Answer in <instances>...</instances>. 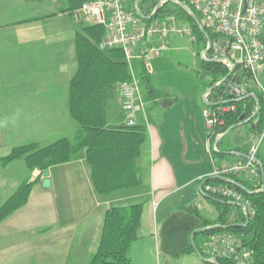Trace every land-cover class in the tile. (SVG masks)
Returning a JSON list of instances; mask_svg holds the SVG:
<instances>
[{
	"label": "crops",
	"instance_id": "1",
	"mask_svg": "<svg viewBox=\"0 0 264 264\" xmlns=\"http://www.w3.org/2000/svg\"><path fill=\"white\" fill-rule=\"evenodd\" d=\"M24 2L0 0V157L22 144L45 146L75 135L68 98L79 67L76 36L83 27L95 25L71 0ZM179 40L171 36L169 46ZM147 67L157 88L163 90L158 97L145 98L142 85L144 112L135 115L147 133L140 158L148 169L147 180L140 186L97 195L82 154L49 167V186H43L39 176L27 202L0 222V264H88L107 208L133 203H141L142 209L139 238L130 250L131 264H205L192 247L191 234L202 228V219L207 221L205 227L211 226L220 209L202 193V186L221 162L245 154L257 132L245 119L227 136L237 149L234 154L215 156L219 137L210 139L201 115L207 103L205 84L196 82L191 85L193 91L172 94L171 85L160 81L164 72L154 76ZM118 84L108 102V123L114 126L123 125L126 116L116 100ZM239 128H243V144L230 136L235 130L238 134ZM32 171L23 160L0 165V203ZM186 205L195 206L197 212L182 209ZM92 214L96 215L93 235L89 231ZM201 239V235L195 238L198 248Z\"/></svg>",
	"mask_w": 264,
	"mask_h": 264
},
{
	"label": "trees",
	"instance_id": "2",
	"mask_svg": "<svg viewBox=\"0 0 264 264\" xmlns=\"http://www.w3.org/2000/svg\"><path fill=\"white\" fill-rule=\"evenodd\" d=\"M76 1L75 7L81 6V0ZM159 0H141L138 7L145 16H149ZM184 2L197 15L191 5ZM145 4L150 6L145 8ZM173 15L187 24L198 43L206 45L205 34L202 33L190 14L177 3L165 1L146 21L162 20ZM82 33L76 36L79 67L73 77L68 98L69 113L75 123L76 133L72 138H60L48 145L39 146L30 142L16 146L0 157V165L5 166L13 161L23 160L27 168L32 171H41L51 166L67 163L82 154L89 169L90 181L93 191L97 195H108L125 189L142 185L148 178V169L141 165L140 158L147 141L146 128L137 123L134 126H114L108 123V102L113 97L114 85L129 80L135 75L145 90V98H155L161 95L162 89L157 88L154 78L149 72L147 63L143 59H136L129 66L123 51L120 48L101 50L99 41L105 34L101 24L87 25ZM211 43L217 39L212 32L205 31ZM211 48L207 54H210ZM238 65L236 69L238 70ZM196 75L201 81L204 77L210 80L205 86H212L218 80L226 77L228 69L220 62L211 59L199 58ZM240 75H244L242 72ZM202 82V84H204ZM220 86H216L211 93H215ZM257 110L253 115L255 108ZM242 117V119H240ZM249 119L257 133L264 129V98L261 93L254 91V96H247L236 102V111L225 116L223 126L217 127V132H225L230 126ZM226 135L217 142L215 156H231L229 152L237 149L229 144ZM214 140V136L210 138ZM261 162L263 173L260 174L261 190L255 191L253 184L230 177L233 182L230 186L239 189L254 206V215L245 226H232L235 223H245L240 207L225 199L209 196L220 211L212 222L213 227L197 233L194 236L195 247L197 235H206L214 231L228 230L239 237L241 242L251 251L248 264H264V155L257 156ZM26 179L2 203H0V222L11 213L22 207L28 200L31 186ZM221 182L220 179L209 177L206 183ZM35 183V182H34ZM240 183L241 187H237ZM141 203L124 206H112L104 213L100 236L94 253L90 256L88 264H131L130 250L132 244L139 238L138 230L141 221ZM182 209L197 212L193 205L182 206ZM234 210L237 219L229 221L226 211ZM207 221L202 219L201 225L205 227ZM229 225V227H224ZM221 264L230 262L219 260ZM205 264H212L205 262Z\"/></svg>",
	"mask_w": 264,
	"mask_h": 264
},
{
	"label": "built area",
	"instance_id": "3",
	"mask_svg": "<svg viewBox=\"0 0 264 264\" xmlns=\"http://www.w3.org/2000/svg\"><path fill=\"white\" fill-rule=\"evenodd\" d=\"M185 1L199 14L200 26L204 31L217 36L212 43L210 41V54H207L208 50L206 53L203 51L201 58L220 62L228 69L227 76L216 82L220 88L213 94L211 91L205 93L207 103L201 110L209 135L220 137L222 133L217 132L216 128L224 125L227 114L236 111V102L254 96V91L264 98V0ZM81 2L80 13L83 17L91 24H101L105 29L98 47L101 50L120 48L129 66L136 59H143L148 64L152 58L166 53L170 48L171 36L194 38L191 28L177 22L173 15L167 16L164 21H146L136 13L135 4H128L127 0ZM236 65L239 66L238 70ZM241 72L244 75L241 76ZM116 100L126 114L124 125H136V112H144V103L135 75L119 82ZM263 135L264 129L261 137ZM261 166L256 143L249 147L245 156H236L221 163L212 176L239 178L253 184L255 191H259L262 188ZM236 185L241 187L240 183ZM202 187V193L237 204L244 220L254 215L251 201L229 182H209ZM198 252L205 259L224 260L231 264H248L251 257L250 249L237 234L228 230L203 235Z\"/></svg>",
	"mask_w": 264,
	"mask_h": 264
},
{
	"label": "rangeland",
	"instance_id": "4",
	"mask_svg": "<svg viewBox=\"0 0 264 264\" xmlns=\"http://www.w3.org/2000/svg\"><path fill=\"white\" fill-rule=\"evenodd\" d=\"M22 2H24V0H22ZM29 2L30 0H26V2L22 4H31ZM41 2L42 4H57L58 0H40V3ZM74 3L77 2L74 1ZM149 6L150 4L147 5L145 4V8L148 9ZM176 20L181 24H185L180 22L181 20L177 18ZM192 36L194 37L193 33ZM179 39H180L179 44H177L176 42L170 44V48L166 53L162 54L159 57H154L148 62L151 70L154 72L153 74L154 76L156 75L155 73L164 72L165 75L164 77L161 78L160 81L171 85L170 92L172 94H177V95L180 92L187 93L189 91H193L191 85L196 84V82L204 83L210 80L208 77H204L201 81H199V78L195 73L198 65V60L199 58H201V52L205 50L206 45L204 46L203 43H198L195 37L192 40H190L187 35H183L179 37ZM179 87H183V89H180ZM206 87L209 88L208 86H205V88ZM139 90L141 93H143V87L140 81H139ZM145 124L147 125V122H145ZM242 129L243 128H239L238 134L236 130L230 134L231 137L235 136L240 144H243L245 142L243 136H241L240 134ZM253 137H254L253 141L255 143H253L252 141L250 145H252V143L256 145L257 143V152L261 155H264V135L261 137V133H256V135H254ZM95 216L96 215L92 214L89 218V222H90L89 231L91 232L92 235L95 230V224H94L96 221L94 219ZM226 216L229 221H233L237 219V214L234 210H229V211L227 210ZM98 237H99V232H98Z\"/></svg>",
	"mask_w": 264,
	"mask_h": 264
},
{
	"label": "water",
	"instance_id": "5",
	"mask_svg": "<svg viewBox=\"0 0 264 264\" xmlns=\"http://www.w3.org/2000/svg\"><path fill=\"white\" fill-rule=\"evenodd\" d=\"M141 0H136L135 2V10H136V13L143 19H148L150 18L153 13L162 5L163 3V0H159L157 2V4L155 5L152 13L149 15V16H145L141 11L140 9L138 8V3L140 2ZM165 1H171V2H174V3H177L179 6H181L183 9H185L189 14L190 16L192 17V19L194 20L195 24L197 25L198 29L205 34V37H206V40H207V47L205 48L204 50V53L207 52L208 48H209V45H210V39L207 35V33L204 31V29L200 26V22H199V19L197 17V15L189 8V6H187L184 2L180 1V0H165ZM218 84L217 83H214L212 86H210L208 89H207V92L209 91H212ZM256 112V111H255ZM255 112L253 113V115L255 114ZM240 119H242V117H240ZM246 121V120H245ZM243 122V121H242ZM242 122H239V123H242ZM238 123V124H239ZM238 124H235V125H232L230 126L225 132H223L221 134V136L219 138H221L222 136L226 135L227 133H229L236 125ZM218 138V140H219ZM215 141V145L217 144V141ZM229 154H234L233 152H229ZM237 154V153H236ZM239 154V153H238ZM240 156H245V154H239ZM261 173H263V169H262V166H261ZM47 175H48V170H39V169H34L32 172H31V176L30 178L28 179L27 183L30 184V183H33L39 176H42L43 177V186L47 187L49 186V179L47 178ZM218 179H222L224 181H227L229 183L233 182L231 179L229 178H226V177H218ZM249 220L246 219L245 220V223H235V224H231L232 226H238V225H243L245 226L247 224ZM219 226L218 224L216 225H211V226H207V227H202V228H199V229H195L192 234H191V244H192V247L194 248V250L196 251V253L199 255V257L204 261V262H211L212 264H221L220 262H218L217 260H209V259H205L203 258L198 250L195 248V245L193 243V236L195 233H199L201 231H204V230H207V229H210V228H213V227H217ZM224 227H229V225L227 226H224Z\"/></svg>",
	"mask_w": 264,
	"mask_h": 264
},
{
	"label": "bare ground",
	"instance_id": "6",
	"mask_svg": "<svg viewBox=\"0 0 264 264\" xmlns=\"http://www.w3.org/2000/svg\"><path fill=\"white\" fill-rule=\"evenodd\" d=\"M250 220V219H249Z\"/></svg>",
	"mask_w": 264,
	"mask_h": 264
}]
</instances>
